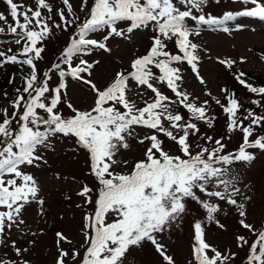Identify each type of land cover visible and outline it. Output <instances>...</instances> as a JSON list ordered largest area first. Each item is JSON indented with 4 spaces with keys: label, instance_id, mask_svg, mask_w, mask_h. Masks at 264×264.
<instances>
[{
    "label": "snow or ice",
    "instance_id": "snow-or-ice-1",
    "mask_svg": "<svg viewBox=\"0 0 264 264\" xmlns=\"http://www.w3.org/2000/svg\"><path fill=\"white\" fill-rule=\"evenodd\" d=\"M239 2L246 6L243 10L228 11L218 18L205 13L208 0H80L82 18L71 0H60L58 7L51 0H35V8L5 0L12 22L3 13L0 22L16 37L14 42L20 45L23 41V45L21 51L11 55L10 48L0 51V66L12 63L28 66L30 71L9 102L11 114L7 107L0 108V248H11L15 256L0 255V264H30L24 259L28 249L18 246L10 236L13 229L26 235V207L35 202L43 214L45 202L40 198L38 181L21 166L46 163L41 150L51 149L52 139L57 137L75 139L77 150L88 156L89 172L99 188L95 201L93 189L87 184L78 192L86 204L92 205V211L84 216L83 256L79 250L59 247L61 242L71 241L57 232L56 264H69V260L73 264H125L130 249L141 248L145 242L154 246L164 264H175L161 235L190 211L189 201L205 211L208 222L221 228L224 226L216 220V214L223 211L221 203L235 207L240 226L256 236L250 243L238 234L237 247L248 249L247 264H264V230L247 222L245 201L251 197L238 186L241 179L233 172L234 165L256 159L254 150L264 152V134H256L257 129H264V111L244 109L241 115L243 105L227 88L221 89L223 103L211 92L204 93L226 115L227 139L235 131L242 133V143L228 150L225 137L201 134L200 123L211 128L216 119L210 114L209 99L200 100L182 87L183 64L206 86L199 70L200 46L190 39L199 35L200 25L224 26L238 16L264 19V0ZM249 4L252 7H247ZM188 20L196 22L197 28H190ZM53 29L74 32L59 62L43 73L41 80L36 62L42 59L44 48L38 45L53 34ZM143 30L153 33L151 45L145 55L132 60L130 71L116 72L103 89L86 78L84 74L90 77L99 61L89 62L84 57L96 50L110 53L111 39L131 40L135 31ZM222 30L229 31L226 26ZM4 32L5 28L0 27V34ZM97 33L104 34L100 39L92 38ZM168 42H174L175 54ZM75 60L78 63L74 66ZM218 62L229 69L235 64L230 59ZM50 73L58 75L55 87H50ZM245 76L244 72L234 74L239 84L260 97L251 103L264 110V87L253 86ZM68 77L88 85L94 100L87 110L67 102L72 115L64 116L59 106L65 103ZM14 122L18 127H13ZM137 129L145 131L141 134ZM161 137L173 142L177 152L166 150ZM130 139L141 145L147 142V147L144 158L126 171L128 162L120 154L129 148ZM194 232L193 260L189 264H232L237 253L210 245L202 221H195Z\"/></svg>",
    "mask_w": 264,
    "mask_h": 264
},
{
    "label": "rangeland",
    "instance_id": "rangeland-1",
    "mask_svg": "<svg viewBox=\"0 0 264 264\" xmlns=\"http://www.w3.org/2000/svg\"><path fill=\"white\" fill-rule=\"evenodd\" d=\"M35 8V0H16ZM54 7L60 6V0H51ZM78 15L84 18L80 11V0H71ZM91 3V0H90ZM246 6L239 0H208L204 11L218 18L225 12L241 11ZM252 7V5H247ZM0 13L8 16L11 23L8 5L5 0H0ZM46 14V13H45ZM58 20V18H57ZM188 26L196 29V22L188 20ZM126 27V25H121ZM228 27L229 31L224 32L222 27ZM0 27L5 28V32L0 34V51L15 48V36L8 31L4 22H0ZM74 29L61 31L53 29V34L42 42L44 51L42 59L37 61L39 77L43 80V73L49 72L54 63L59 62L64 49L70 44ZM104 33H97L92 38L100 39ZM153 33L148 30L135 31L131 40L113 38L108 44L112 49L110 53L96 50L91 56L84 57L89 62L98 60L99 63L91 70V79L97 87L105 88L115 77L116 72L130 71V64L138 56L145 55L151 45ZM190 39L200 46L198 54L200 57L199 70L201 76L206 81V86L201 85L187 64L181 65L184 82L182 87L193 96L200 97V100L209 99L210 114L215 116L214 126L209 128L206 124L200 123L201 134L213 136L214 138L225 137L228 150H233L242 143V133L235 131L231 133V139L227 130V117L222 109L205 96V92H211L212 96L224 101L222 88H227L230 92H235L244 109H254L257 113L262 110L251 103L254 99H260L256 94L249 92L234 78L235 73L249 71L253 76L264 78V19L248 16H238L235 20L228 22L224 26L200 25L199 35H192ZM168 48L174 54L177 52L174 42H168ZM15 52L12 49L9 55ZM243 58L244 62H241ZM219 59L234 60L235 64L231 69L220 64ZM78 63V60L74 61ZM29 67H21L18 64L7 63L0 66V108L7 107L9 114L12 108L9 102L16 96V88L23 86L22 78L29 74ZM157 74L158 70L153 69ZM52 79L49 81L50 87H55L58 83V75L50 73ZM67 90L65 103H62L60 111L64 116L72 115L67 107V102H71L74 107L80 110H87L92 106L94 95L88 85L66 78ZM11 81V82H9ZM162 90L169 96L172 93L166 88ZM7 93V96L4 95ZM152 94L149 92L148 96ZM142 106V102H141ZM187 118L184 109H180ZM41 115H45L42 111ZM247 124V121H245ZM13 127H18L15 122ZM143 134L145 130L137 129ZM256 134H264V129H257ZM254 138V137H253ZM165 141L166 150L170 153L177 152V146L161 137ZM203 143V141H201ZM129 148L122 150L120 158L128 162L127 168L130 170L135 161L144 158L147 142L141 145L136 139L129 140ZM256 159L251 163H238L233 166L234 174L239 175L241 182L239 187L251 200L245 201L247 210V222L255 226L257 230H264V152L254 150ZM46 163L40 162L39 167L21 166L22 169L35 177L40 186V198L44 200L43 214L40 213V206L33 202L26 207L24 219L26 220L25 232L22 235L15 229L12 230L10 239L16 240L18 246L26 247L28 251L24 254V259L30 264H56L58 256L57 232H62L71 241L61 242L59 247L65 250H79L81 256L84 252V216L92 211V205L84 202V198L78 195L82 185L87 184L93 189V201L99 188L98 182L89 172L88 156L83 150H77L74 138L57 137L52 139V148L43 149L40 153ZM119 170V169H118ZM248 188L245 189L244 185ZM190 211L177 224L161 235V241L168 249L175 264H189L193 260L192 245L194 241V223L202 221L204 236L206 241L218 250L237 253L232 264H247V248L240 249L236 245V236L244 235L251 243L256 236L243 229L239 224V215L233 206L221 203L223 211L216 214V220L224 227H219L215 222H208L205 211L195 202L189 201ZM2 210V209H0ZM36 233L32 235V233ZM31 242V243H30ZM7 253L8 257L15 259L11 248H0V255ZM211 255V253H209ZM69 264H73L69 260ZM125 264H164L162 257L156 252L150 242H145L141 248H131L127 253Z\"/></svg>",
    "mask_w": 264,
    "mask_h": 264
},
{
    "label": "trees",
    "instance_id": "trees-1",
    "mask_svg": "<svg viewBox=\"0 0 264 264\" xmlns=\"http://www.w3.org/2000/svg\"><path fill=\"white\" fill-rule=\"evenodd\" d=\"M22 45H23V41L21 42L20 45L14 44L15 48H11L13 49L15 52H19L22 50ZM246 76L244 77L247 82L251 83L253 86L255 87H264V78L259 77V76H253L252 72L249 71H243ZM1 81L2 79L0 78V85H1Z\"/></svg>",
    "mask_w": 264,
    "mask_h": 264
}]
</instances>
